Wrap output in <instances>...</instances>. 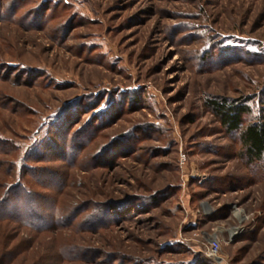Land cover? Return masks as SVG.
I'll list each match as a JSON object with an SVG mask.
<instances>
[{
	"label": "rangeland",
	"instance_id": "374dc122",
	"mask_svg": "<svg viewBox=\"0 0 264 264\" xmlns=\"http://www.w3.org/2000/svg\"><path fill=\"white\" fill-rule=\"evenodd\" d=\"M219 97L263 115L264 0H0V264H264Z\"/></svg>",
	"mask_w": 264,
	"mask_h": 264
},
{
	"label": "trees",
	"instance_id": "16d2710c",
	"mask_svg": "<svg viewBox=\"0 0 264 264\" xmlns=\"http://www.w3.org/2000/svg\"><path fill=\"white\" fill-rule=\"evenodd\" d=\"M206 102L211 108L212 112L219 119L223 128L231 133H239V139L242 144L243 154L249 160L262 161L264 159V112L263 115L258 118V120L254 122H247L245 121V115L250 114L251 110L247 108L245 104H238L226 97L213 99L209 98ZM65 112L63 111L61 117L64 116ZM58 119L60 118H57L54 121L57 122ZM52 124L54 125L53 122H51V125ZM43 144L44 141L42 140H38L34 144H32L30 149L27 151L25 158L31 156L33 154V151L38 150L39 147H41V145ZM65 156H67V154ZM25 158L16 160L14 162L16 169L20 172V175L22 174V176L23 171L25 172V170L29 169V167H27L28 162H26ZM26 192V194H29V191ZM31 196H18L12 200V203L14 202V204H17L19 202H24L27 197L30 198ZM55 213L56 212L54 210L50 213V217L52 219L56 218ZM13 214L17 215V218H19L22 223L35 227L36 229L44 228L47 224V216L43 212H39L36 209L23 211H20L19 209L17 211L15 210Z\"/></svg>",
	"mask_w": 264,
	"mask_h": 264
},
{
	"label": "built area",
	"instance_id": "2783aa9c",
	"mask_svg": "<svg viewBox=\"0 0 264 264\" xmlns=\"http://www.w3.org/2000/svg\"><path fill=\"white\" fill-rule=\"evenodd\" d=\"M216 249H217V247H215V246H211L210 248H208V251H207V253H208V256L209 257H215L216 255Z\"/></svg>",
	"mask_w": 264,
	"mask_h": 264
}]
</instances>
